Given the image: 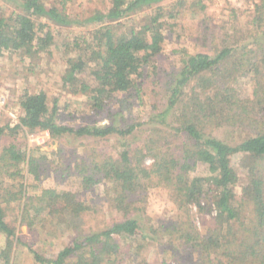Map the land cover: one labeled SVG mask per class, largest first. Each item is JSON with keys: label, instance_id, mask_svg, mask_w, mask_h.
Here are the masks:
<instances>
[{"label": "trees", "instance_id": "1", "mask_svg": "<svg viewBox=\"0 0 264 264\" xmlns=\"http://www.w3.org/2000/svg\"><path fill=\"white\" fill-rule=\"evenodd\" d=\"M74 1L18 0L19 10L6 14L0 8V54L24 51L38 56L50 51L55 28L95 23L90 39L76 36L66 43L76 54L66 60L64 86L85 95L92 109L108 112L115 121L63 124L57 120V100L51 109L46 91L27 92L20 100L19 122L9 119L0 126V135L26 128L48 132L53 139L116 137V156L99 155L74 168L84 190L107 182L114 191L112 205L123 217L101 229L80 231L52 254L40 250L24 238V226L39 233L46 220L65 221L67 213L80 217L90 206L69 190L44 188L29 194L25 173L41 180L42 164L27 148L10 143L0 152V234L5 237L0 264H19L20 246L36 264H121L127 259L128 264H141L131 252L133 246L124 250L118 237L149 243L160 227L181 240L186 264H264V0H254L245 24L239 10L230 8L220 25L203 0L191 1L190 7L188 0H106L84 20L79 13L71 15ZM194 7L201 12L197 33L191 34L194 49L187 45L173 50L179 63L156 79L162 99L147 122L148 136L134 146L130 137L140 125L122 115L128 95H120L140 93L144 71L157 69L167 35L182 29L181 14ZM250 74L255 79L251 94L241 91V80ZM115 101L122 102L112 108ZM239 131L244 136L232 138ZM237 154L251 164L245 163L247 182L240 199L235 192L240 176L233 163ZM148 156L150 165L144 161ZM199 163L208 165L209 175L191 176ZM5 177L22 182L17 189L5 186ZM159 184L171 192L187 222L158 227L142 218L139 203ZM16 200L18 219L11 220L8 211ZM194 205L204 213L216 211L202 235L189 223Z\"/></svg>", "mask_w": 264, "mask_h": 264}, {"label": "rangeland", "instance_id": "2", "mask_svg": "<svg viewBox=\"0 0 264 264\" xmlns=\"http://www.w3.org/2000/svg\"><path fill=\"white\" fill-rule=\"evenodd\" d=\"M173 1L175 0H165V3H172ZM188 1L190 7L193 0ZM106 2V0H77L70 4L69 9L73 17L79 13L81 17L78 18L84 20L89 16L90 9L95 6H102ZM254 3V0H203V4L207 6L211 18L219 25L222 24V20L227 18L230 8L239 10L240 20L245 24L251 10L254 8ZM0 8L5 14L17 11L19 10V2L18 0H0ZM199 11V8H187L181 14L179 20L182 27L179 26L183 30L167 35L164 51L155 63L158 70L150 67L144 71L143 77L140 78V82L143 80L140 93L137 94L134 90L130 94L120 95V98L128 95V98L122 103V115L129 122L140 125L134 137H130L134 146L142 145L148 136L147 128H149V124L147 122L154 113V107L159 105L162 99L156 79L162 77L164 70H169L179 63V55L174 53L173 50L187 45L191 50L194 49L195 43L191 34L197 33L198 20L201 14ZM95 27L96 24L93 22H77L70 26L53 28L55 33L54 44L51 46L50 51L43 52L38 56H29L24 51H4L1 53L0 93L6 95L9 109L20 118L23 114L20 105L22 96L27 92L46 91L51 109L55 104V100H57V120L60 123L80 126L115 121L116 118L109 116L108 112H97L92 109L85 95L73 93L69 87L64 86L63 76L67 68L66 60L69 56L76 54V51L72 49L73 45L69 50L66 48V43L73 42L76 36H86L90 39ZM177 32L178 34L181 33V38H178ZM156 70L160 72L159 75L155 73ZM84 77L91 80L88 76ZM254 87L253 74L241 80L242 92L251 94L254 92ZM121 102H116L115 106L111 107H117ZM122 115L120 114V117ZM9 119L11 118L6 114L0 115V126H4ZM243 136L244 133L239 131L232 138L241 139ZM10 143H17L20 147L27 148L31 154L39 158L42 164L43 177L41 180H35L33 175L25 173L26 176L23 182L27 184L29 194H40L44 188L69 190L78 194L79 199L84 200L90 206V209L80 217L67 213L65 221L55 220L52 222L50 219L46 220L45 226L42 225L39 233L24 226L22 235L26 240L36 242V247L40 250L52 254L61 249L69 239H72L80 231L89 232L101 229L110 225L115 219L123 217V213L112 205L114 191L110 185H107V182L103 181L89 190H84L78 174L75 173V168L84 160L99 155L116 156L119 150L116 137L112 136L104 139L76 137L69 140L65 138L53 139L48 132L30 131L22 128L15 134L6 130L5 133L0 135V152ZM144 161L146 165H150L152 158L148 156ZM248 161L244 160L241 154H237L233 158V163L240 176L235 186L238 199L242 197L243 186L247 182L248 168L245 163H248V166L251 165ZM209 174L208 165L199 163L191 176H207ZM21 182V178L13 180L5 177L4 185L12 186L14 184L17 189ZM173 199L167 187L159 184L151 188L139 203L142 208V212H140L142 218L149 220L150 223L158 227L161 224H172V222H187L188 217L185 212L178 209ZM18 206L19 200L10 203L8 218L11 220L18 219ZM215 214V210L204 213L198 206H191L189 213L190 226L194 227L201 235L205 234L210 224H212V217ZM67 220L70 221L71 225L66 224ZM160 228L154 241L149 243L143 241L142 244H139L137 240H127L122 236H119L118 239L121 241L124 250H128L130 244L133 246L131 252L137 254L138 259L136 262L138 263L143 264L146 261L149 264H186L185 251L187 250L181 248V240H178L174 235L164 233ZM4 245L5 237L0 234V250ZM178 250H182L181 253ZM16 261L19 264H36L25 246L19 247ZM128 263L130 262L127 259L121 264ZM194 264H198L197 261Z\"/></svg>", "mask_w": 264, "mask_h": 264}, {"label": "built area", "instance_id": "3", "mask_svg": "<svg viewBox=\"0 0 264 264\" xmlns=\"http://www.w3.org/2000/svg\"><path fill=\"white\" fill-rule=\"evenodd\" d=\"M6 114L11 119L19 122V116L9 109L8 100L5 94L0 93V115Z\"/></svg>", "mask_w": 264, "mask_h": 264}]
</instances>
